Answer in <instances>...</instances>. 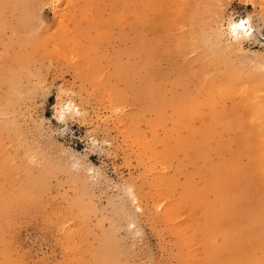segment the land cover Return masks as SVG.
I'll return each mask as SVG.
<instances>
[{"label":"rangeland","instance_id":"1","mask_svg":"<svg viewBox=\"0 0 264 264\" xmlns=\"http://www.w3.org/2000/svg\"><path fill=\"white\" fill-rule=\"evenodd\" d=\"M263 139L264 0H0V264H264Z\"/></svg>","mask_w":264,"mask_h":264},{"label":"clouds","instance_id":"2","mask_svg":"<svg viewBox=\"0 0 264 264\" xmlns=\"http://www.w3.org/2000/svg\"><path fill=\"white\" fill-rule=\"evenodd\" d=\"M228 34L230 35L233 41L238 42L242 39H247L252 34V29L250 26H248V20L241 19L237 23H234L230 20ZM57 99L59 100V97H57ZM74 111V105L72 101L69 100L63 107L59 108V119L63 121L65 119L66 113H72Z\"/></svg>","mask_w":264,"mask_h":264},{"label":"bare ground","instance_id":"3","mask_svg":"<svg viewBox=\"0 0 264 264\" xmlns=\"http://www.w3.org/2000/svg\"><path fill=\"white\" fill-rule=\"evenodd\" d=\"M241 20V19H240ZM248 20V19H247ZM234 23H237V22H239V21H233ZM161 26V25H160ZM248 26H250L249 25V23H248ZM137 52H138V56H140L141 55V53H142V48L140 49L139 47H137V50H136ZM146 58V60H148L149 59V55H148V50L146 49L145 50V53H144V55L142 56V59L144 60ZM155 70V69H154ZM153 70V71H154ZM234 72V71H233ZM155 73V72H154ZM180 73V72H179ZM184 74V73H183ZM153 75V74H152ZM151 75V76H152ZM177 75H178V73H177ZM148 77H150V76H148ZM147 77V78H148ZM176 77H178V76H176ZM182 77V76H181ZM147 78H146V80H147ZM237 90V89H236ZM210 100H212V99H210ZM198 104H200L199 102H198ZM259 114V113H258ZM212 116H216V115H212ZM258 117H259V115H258ZM234 118V117H233ZM251 118V117H250ZM195 132V131H194ZM239 139V138H238ZM264 140V139H263ZM242 172V171H241ZM209 178L211 179V181H213L217 176H216V173H215V169L213 168V167H211V169L209 170ZM208 176H207V178H208ZM249 177V176H248ZM251 177V176H250ZM250 184V183H249ZM248 187V186H247ZM25 191V190H24ZM27 192V191H26ZM257 193V192H256ZM255 193V194H256ZM27 194V193H26ZM21 195H24V192L23 191H21ZM26 196V195H25ZM260 196V195H259ZM261 197V196H260ZM254 198V197H253ZM259 199V198H258ZM260 202V201H259ZM253 204V203H252ZM257 204V203H256ZM9 206L10 205V203L8 202H3V208H6V206ZM255 205V204H254ZM263 207V206H262ZM250 209H252L253 210V208H250ZM3 210V209H2ZM259 210V209H258ZM261 210V209H260ZM256 212V211H255ZM254 214V213H253ZM262 217H264L263 215H262ZM256 218V217H255ZM262 220H264L263 218H262ZM262 222V221H261ZM262 224V226H263V223H261ZM258 225V224H257ZM257 229V228H256ZM257 232V231H256ZM260 232V231H259ZM225 245V244H224ZM247 253V252H246ZM245 254V253H244Z\"/></svg>","mask_w":264,"mask_h":264}]
</instances>
